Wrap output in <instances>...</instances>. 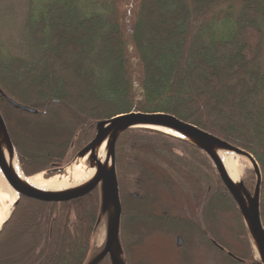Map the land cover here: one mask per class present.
<instances>
[{
  "label": "trees",
  "instance_id": "16d2710c",
  "mask_svg": "<svg viewBox=\"0 0 264 264\" xmlns=\"http://www.w3.org/2000/svg\"><path fill=\"white\" fill-rule=\"evenodd\" d=\"M233 4L239 6L235 19H208ZM263 25L264 0H31L20 53L0 44V111L23 173L64 168L68 154L77 155L94 139L100 121L129 113L169 114L255 158L264 226ZM7 98L38 113L20 111ZM173 143L190 146L151 129L129 130L116 145L129 264L138 237L125 227L139 211L132 195L157 203L178 193L176 178L200 193ZM244 183L254 191V171ZM212 190L213 201L237 213L246 250L238 254L220 244L244 261L235 263L257 264L240 212L224 196L219 178ZM100 209L99 189L67 203L22 198L0 234V246L9 235H22L19 249L1 263L87 264Z\"/></svg>",
  "mask_w": 264,
  "mask_h": 264
},
{
  "label": "water",
  "instance_id": "95a60500",
  "mask_svg": "<svg viewBox=\"0 0 264 264\" xmlns=\"http://www.w3.org/2000/svg\"><path fill=\"white\" fill-rule=\"evenodd\" d=\"M7 101L20 111L30 114L38 113L37 110L22 106L9 98ZM133 129H151L176 137L208 157L220 181L236 203L255 261L257 264H264V226L260 211L262 174L255 158L248 152L192 124L163 113H129L98 122L94 139L79 151L73 163L65 168L48 171L45 177L46 179L55 176L64 177L67 174V168L81 159H86L88 167L95 171L91 179L77 187L51 192L32 187L17 172L14 160L16 157L20 165L19 157L0 111V179L3 180L5 191L9 197L14 195L17 197L11 206L8 218L0 228V234L10 221L22 198L44 203H67L84 198L94 190L99 189L101 195L99 223L106 217L107 237L103 249L94 255L87 264H103L107 257L111 264H126L123 259L124 252L121 242L122 203L116 167V145L125 132ZM105 143L106 159L102 161L98 153ZM220 153H232L249 160L256 177L255 188L252 193L246 188L243 180L234 182L231 179ZM230 256L238 262H243L232 254Z\"/></svg>",
  "mask_w": 264,
  "mask_h": 264
},
{
  "label": "rangeland",
  "instance_id": "374dc122",
  "mask_svg": "<svg viewBox=\"0 0 264 264\" xmlns=\"http://www.w3.org/2000/svg\"><path fill=\"white\" fill-rule=\"evenodd\" d=\"M30 6L31 0H0V44L9 50H15L16 54L20 53V46L18 44H21ZM238 10V4H233L232 8H226L225 6L222 10L215 13V16L211 15L208 19L217 17L216 21L220 22L224 19L225 14H229L231 19H235L238 16ZM260 62L264 65V39L262 42ZM172 146L178 153L177 155L185 157L186 161L184 163L187 165L186 168L192 169L191 171L195 175L192 179L199 185L200 191L206 189V192L203 191V196L199 197L201 201L200 210L202 206L204 208L206 207L205 216L204 213H199V209H196L194 204L193 206L191 205L192 208L190 207L189 203H192L194 196L198 195L196 189L192 187V184H188L187 181L176 178L174 181H176L177 187H180L178 193L174 195L168 194V196L158 198L156 207L159 209L160 216L165 217L161 211L168 210L172 216L185 218L190 224L179 225L173 218L169 219L166 217L152 221L145 219L144 216L147 215L148 211L150 212L151 206L145 208L147 212L144 210L141 211L142 217L136 216L135 214L134 219H129L125 224L129 233L134 231L138 234L135 245L131 246L132 263L237 264L227 257V255L214 248L209 242L210 237L221 244H226L238 254H243L246 250L243 243L242 225L237 213L229 204L221 203L220 200L213 201L211 199L214 194L212 190L214 182L218 179L213 164L210 161L206 162L205 157L191 146L178 143H173ZM75 156L76 154L69 158L68 154L65 167L73 163ZM251 171H253L251 163L245 160L241 164L240 180L244 181L247 179ZM41 174L47 175L46 172L37 175ZM212 205H214L215 211L211 209L213 208ZM185 208L188 209V214L184 213ZM29 215V220H26V224L31 228V218L33 219L34 215L31 213ZM23 228L25 229V227ZM137 228L140 232L136 231ZM178 231H182L183 233L182 246L177 244ZM203 232H205V236ZM21 236L9 235L6 238V242L0 246V264H2L1 261L5 262L3 260L6 258L11 259L14 257L13 253L19 249ZM106 237V217H104L93 242L90 258L97 255L103 249ZM123 259L129 264L126 255Z\"/></svg>",
  "mask_w": 264,
  "mask_h": 264
},
{
  "label": "bare ground",
  "instance_id": "6f19581e",
  "mask_svg": "<svg viewBox=\"0 0 264 264\" xmlns=\"http://www.w3.org/2000/svg\"><path fill=\"white\" fill-rule=\"evenodd\" d=\"M98 154L102 161L106 159V143L101 147ZM220 157L231 179L234 182H238L241 178V164L247 159L236 156L232 153H220ZM14 161L17 172L29 185L36 189L51 192L63 191L80 186L90 180L95 172L93 169L88 167L86 159H81L74 163L71 167L67 168V174L64 177L55 176L51 179H46L44 174L26 177L22 173L16 157ZM247 161L249 162V160ZM16 199V195L9 197L7 191H5L4 182L0 179V228L4 221L8 218L11 206H13ZM4 201H6V204Z\"/></svg>",
  "mask_w": 264,
  "mask_h": 264
},
{
  "label": "flooded vegetation",
  "instance_id": "af4514ba",
  "mask_svg": "<svg viewBox=\"0 0 264 264\" xmlns=\"http://www.w3.org/2000/svg\"><path fill=\"white\" fill-rule=\"evenodd\" d=\"M224 194V193H223ZM135 199H137V200H135V206H136V204H137V206H136V208L138 207V209H139V211H138V214H137V216H141V209H145L147 206H151V208H150V212L148 211H146V210H144L145 212H147V215L146 216H144V218L145 219H149L150 221H152V220H155V219H158V218H169V219H174L176 222H178L179 223V225H186L187 223L188 224H190V222L189 221H186L185 220V218H178V217H174V216H172L170 213H169V211L168 210H163V211H161L164 215H165V217H163V216H160L159 215V209L156 207V201H148V202H143L142 201V195L141 194H133L132 195ZM201 196H203V192L202 191H200V193L198 194V195H195L194 196V200H193V202L192 203H189L190 204V207H191V205L193 206V204L196 206V209H199V213H204V207L202 206V208H201V210H200V199H199V197H201ZM224 196H226L225 194H224ZM139 205V206H138ZM192 208V207H191ZM190 209V208H189ZM135 210H137V209H135ZM185 210V212L184 213H186V214H188V212H187V208H185L184 209ZM137 212V211H136ZM135 215V214H134ZM134 215L132 216V218L130 219V220H133L134 219ZM142 217V216H141ZM122 219H123V216H122ZM203 219H204V217H203ZM129 220V219H128ZM127 220V221H128ZM199 227V226H198ZM137 232H140L139 230H138V228H137V230H136ZM204 233V236L206 235L205 234V232H203ZM177 235H178V237H177V244L179 245V246H182V244H183V241H182V237H183V233H182V231H178L177 232ZM138 238V237H137ZM209 242H210V244L214 247V248H216L218 251H220V252H222L223 254H225V255H227V257H229V258H231L230 257V253H231V251H228L224 246H222L220 243H218L217 241H215L214 239H212V238H210L209 237ZM177 245V246H178ZM232 259V258H231Z\"/></svg>",
  "mask_w": 264,
  "mask_h": 264
}]
</instances>
